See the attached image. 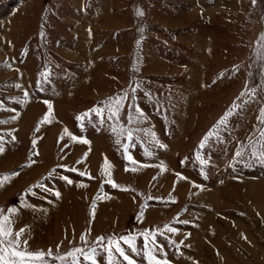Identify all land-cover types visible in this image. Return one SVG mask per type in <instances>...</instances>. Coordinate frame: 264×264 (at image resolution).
Masks as SVG:
<instances>
[{
    "label": "rangeland",
    "instance_id": "374dc122",
    "mask_svg": "<svg viewBox=\"0 0 264 264\" xmlns=\"http://www.w3.org/2000/svg\"><path fill=\"white\" fill-rule=\"evenodd\" d=\"M262 38L264 0H0V121H8L0 123V210H17L13 231L28 251L66 255L96 247L99 237L149 230L169 264H264V165L235 159L264 129ZM254 86L220 142L201 150ZM126 93L118 127L154 131L164 149L143 132L117 144L99 125L92 110ZM44 100L52 104L47 121ZM32 108L34 118L23 121ZM137 108L144 122L129 123ZM85 113L94 123L77 119ZM105 160L111 167L102 174Z\"/></svg>",
    "mask_w": 264,
    "mask_h": 264
},
{
    "label": "snow or ice",
    "instance_id": "6c2138e0",
    "mask_svg": "<svg viewBox=\"0 0 264 264\" xmlns=\"http://www.w3.org/2000/svg\"><path fill=\"white\" fill-rule=\"evenodd\" d=\"M255 3V0H253ZM137 15L143 16L142 12H138ZM141 32L144 31L143 28L140 29ZM43 37V33H41ZM264 40V38H262ZM262 67H264V62H262ZM48 75L44 76L43 83H47ZM15 87L20 88L21 85L16 84ZM137 88L133 89V92L137 91ZM41 91L43 88L41 87ZM28 93L24 92V98H28ZM150 95V94H149ZM242 101L241 103H235L228 110V112L218 121L217 125L214 126L212 130H210L205 137L202 138V141L199 145L200 149H205L209 143L220 142V134L224 131H227V123L229 121L230 116L241 110L242 106L247 105L252 102L255 97V86L250 89L248 92H242ZM128 99L127 93L123 96H117L110 98L105 102L104 107H97L92 110L99 118V125L101 127L107 124V128L111 134H115L116 143L120 144L121 138L126 137L127 141L131 142L134 140V134H138L143 132L145 136L149 137L151 143H153L156 147L160 149H164L166 146L162 144L155 136L154 131L143 129V128H125L124 126H119V114L122 109V106L125 100ZM48 108V114L45 115L44 120L47 121L52 112V104L48 100L43 101ZM2 101H0V105H2ZM16 103H20L16 101ZM129 108H133L132 105H129ZM138 116L133 117L131 112L129 113V123L142 124L145 120V117L140 110L134 109ZM89 118V123H94L91 120V114L85 113L84 115L77 117V119L81 122L85 120V118ZM8 121L2 120L0 123H7ZM258 122L264 125V109L261 110L260 115L258 117ZM95 126V124H94ZM39 129H37L38 131ZM65 135L70 136V139L73 141H77V137L75 135H71L67 129L64 130ZM259 137L255 141H251L245 146L241 147L240 150L236 151L235 159L238 163H243L245 165H251L254 163H259L264 165V129L259 130ZM83 144H88L89 141L87 139H81L79 141ZM128 144L123 145V150L125 153L128 151ZM248 149H251L250 152ZM4 148L0 146V154H3ZM155 153L150 149L146 151V157L152 158ZM126 159L129 161L130 165H132V171L135 172V165L137 161L133 158L132 155H126ZM197 159L200 163L201 173L204 172V167L207 164V161L201 157V154L197 153ZM79 162V161H78ZM110 165L107 160H105V164L103 166V173L106 174L110 170ZM73 172H76V168L70 169ZM165 169L161 165V171ZM80 175H85V173L80 172ZM205 178H207L205 174ZM64 181L71 185L73 181L67 177H63ZM180 179H186L181 176ZM112 187H117V185L112 184L111 180L108 181ZM3 180H0V187H3ZM195 187V185H193ZM37 187L42 188L44 191L48 192L50 195L55 196L57 199L60 198V192L55 191L51 188L45 187L43 184L37 185ZM33 194L34 193H30ZM101 197L98 195L97 199L99 200ZM9 215H4V210H0V264H81V258L84 264H98V257H101L103 254L107 256V264H121V260L126 262V264H169V261L166 258V253L164 252L163 245L159 244L156 240L157 233L155 231L146 230L144 232L138 234H130L128 236H121L118 238L112 237H99L97 240V246L92 247L90 250H85L83 248H75L73 251H69L66 255H55L52 250H49L47 254L43 251H39L36 253L30 252L27 249V241L23 242L20 239L21 233L13 231V223L11 220V216L17 213L15 208H10L7 210ZM181 223L187 225L189 224L188 220H183ZM165 231L168 233L176 234L178 229L174 227H165ZM159 235L163 236V232H160ZM139 237H143L142 246L137 245V240ZM84 240L83 237H81ZM87 243V241H85ZM126 246L127 251L125 250Z\"/></svg>",
    "mask_w": 264,
    "mask_h": 264
},
{
    "label": "crops",
    "instance_id": "0c3cea01",
    "mask_svg": "<svg viewBox=\"0 0 264 264\" xmlns=\"http://www.w3.org/2000/svg\"><path fill=\"white\" fill-rule=\"evenodd\" d=\"M90 24H91V23H90ZM85 29H86V28H85ZM85 32H86V33L90 32V28H89V29H86ZM38 106H39V105H38ZM33 118H34V108H32V109L30 110V112H28V113H26V115H24V119H23V121L26 120V121L29 122V121H31ZM29 124H30V123H29ZM25 125H26V123L24 122L22 126H25Z\"/></svg>",
    "mask_w": 264,
    "mask_h": 264
},
{
    "label": "bare ground",
    "instance_id": "6f19581e",
    "mask_svg": "<svg viewBox=\"0 0 264 264\" xmlns=\"http://www.w3.org/2000/svg\"><path fill=\"white\" fill-rule=\"evenodd\" d=\"M59 210V209H58Z\"/></svg>",
    "mask_w": 264,
    "mask_h": 264
}]
</instances>
